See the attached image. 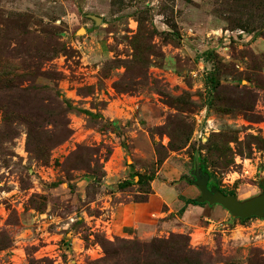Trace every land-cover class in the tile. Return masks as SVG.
Instances as JSON below:
<instances>
[{
    "label": "rangeland",
    "instance_id": "374dc122",
    "mask_svg": "<svg viewBox=\"0 0 264 264\" xmlns=\"http://www.w3.org/2000/svg\"><path fill=\"white\" fill-rule=\"evenodd\" d=\"M196 158L209 186L262 192L264 0H0V264H91L102 242L178 234L180 264H264L258 217L180 231L175 207L146 237L106 228L118 203L171 209L157 188L196 198ZM125 249L111 264H133Z\"/></svg>",
    "mask_w": 264,
    "mask_h": 264
},
{
    "label": "crops",
    "instance_id": "0c3cea01",
    "mask_svg": "<svg viewBox=\"0 0 264 264\" xmlns=\"http://www.w3.org/2000/svg\"><path fill=\"white\" fill-rule=\"evenodd\" d=\"M156 190L158 191L157 194L162 197L163 201L167 202V206L170 205L171 209L156 213L151 210V206L148 202L137 201H126L113 205L108 211H106L109 213V219L107 220L108 226L106 228L111 232V234H116L117 236L131 234L141 237L149 236L153 233V229H155L154 226L151 225V222L155 221V217L168 215L173 210L172 208H181L183 206L184 210L181 213V223L176 226L180 231H189L190 228L195 231L201 228L202 232L207 233V230L209 231L210 228L219 230L220 226L227 227L230 222V213L221 205L218 207L208 203H205L207 205L204 206L193 205L190 203L185 204L177 198V194H175L177 190H172V187L166 186L165 188L164 186V188H157ZM205 209H209L211 213L206 217L207 220L204 221V225L197 226L199 223H196V219L192 218L191 214L193 212L201 213ZM254 220L255 221L246 224L245 228L250 229L254 225L259 226L262 222H264L261 218H255ZM162 223L163 225H167L168 222L165 220ZM229 230L233 229L230 228ZM255 232L258 234L257 236L261 235L260 230L257 228H255Z\"/></svg>",
    "mask_w": 264,
    "mask_h": 264
},
{
    "label": "trees",
    "instance_id": "16d2710c",
    "mask_svg": "<svg viewBox=\"0 0 264 264\" xmlns=\"http://www.w3.org/2000/svg\"><path fill=\"white\" fill-rule=\"evenodd\" d=\"M211 87L217 88L218 84L214 82H210ZM202 165V161L200 163ZM202 170L204 171V167L202 165ZM221 192L225 194H233L236 195L233 190H226L222 187L216 186ZM193 204V205H201L202 203H197L195 198L186 199L185 204ZM184 210V206L180 208L179 212L182 213ZM178 239L182 240V243L178 242ZM187 236L184 234H178L177 236H171L170 238H155L149 242H131L128 244L127 241L122 239L116 240L113 243H103L102 245L105 250V256L101 258L99 261L91 263V264H111L113 255L116 253V249H119L121 246H126L128 259L133 264H139V260L142 258V264H180L188 261L186 254L175 258L177 251L181 250L185 246ZM127 244V245H126ZM108 245H110L108 247ZM111 246L114 247L111 248ZM172 250L170 253L175 254L172 258L168 251Z\"/></svg>",
    "mask_w": 264,
    "mask_h": 264
},
{
    "label": "water",
    "instance_id": "95a60500",
    "mask_svg": "<svg viewBox=\"0 0 264 264\" xmlns=\"http://www.w3.org/2000/svg\"><path fill=\"white\" fill-rule=\"evenodd\" d=\"M100 20L99 17H96ZM194 179L192 183L199 189L200 194L195 198L197 203L219 204L226 209L232 217L244 220L250 217L261 218L264 216V178L260 185L262 192L248 199H239L236 195L225 194L216 186L208 185L209 175L202 170L201 164L196 158Z\"/></svg>",
    "mask_w": 264,
    "mask_h": 264
}]
</instances>
